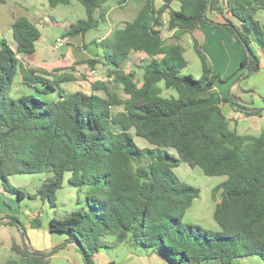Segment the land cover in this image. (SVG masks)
Masks as SVG:
<instances>
[{"label": "trees", "instance_id": "1", "mask_svg": "<svg viewBox=\"0 0 264 264\" xmlns=\"http://www.w3.org/2000/svg\"><path fill=\"white\" fill-rule=\"evenodd\" d=\"M45 1L51 8L70 2ZM76 1L85 18L68 26L63 38L83 37L106 22L109 0ZM127 1L115 0L120 8ZM173 2L178 10L171 8ZM260 11L264 0H145L132 21L97 43L101 54L84 61L90 70L104 67L106 81L91 82L90 94L68 95L60 84L73 76L22 66L21 58L35 53L40 31L28 19L16 18L11 42L0 40V190L18 202L32 199L7 178L43 174L33 199L55 208L68 173L69 185L84 199L77 198L80 210L50 218L49 233L63 241L48 251L32 249L17 216H0V226L15 227L21 236V244L11 241L14 258L2 264H51L52 255L71 248L83 264H94L100 249L118 246L148 253L163 264H239L253 257L264 262V130L258 136L239 134L222 109L229 104L248 118L261 117L264 108L246 107L234 93L224 97L214 88L237 73L234 83L260 71ZM164 16L172 32L168 40L159 30ZM202 24L235 36L243 59L231 76L213 73L192 36ZM185 35H191L200 61L199 79L181 73L188 66ZM138 52L148 58L138 67L139 78L124 69ZM17 72L34 94L10 96ZM48 92L56 97H40ZM133 137L148 147L140 148ZM182 163L207 177H226L212 193L218 232L183 222L199 190L174 175Z\"/></svg>", "mask_w": 264, "mask_h": 264}, {"label": "rangeland", "instance_id": "2", "mask_svg": "<svg viewBox=\"0 0 264 264\" xmlns=\"http://www.w3.org/2000/svg\"><path fill=\"white\" fill-rule=\"evenodd\" d=\"M133 3L130 5L127 10L123 9H115L113 3H108V12L110 18L115 16H121L125 14H129L134 9L135 0H131ZM14 0H7L6 5H0V9L2 12H6L11 6H13ZM81 6V5H80ZM114 7V8H113ZM82 10L84 8L81 6ZM108 16V15H107ZM106 16L107 20L108 17ZM4 17V15L0 14V19ZM257 19H259L262 23H264V12H258ZM106 20V21H107ZM165 21V19L163 20ZM204 25V24H202ZM108 23L101 24L97 30H92L88 33L87 39H91L92 37H100L103 38V33L108 28ZM172 32L163 30V37L168 40L171 37ZM199 39H201L200 43L208 42L209 47L211 49V55L217 61L218 64H222V68L218 70V73L221 76L229 77L234 72L239 70V63H236V57L233 50H236V45L231 44L229 40V36L231 35L228 31L223 28H215L209 25H204L203 29L199 32H196ZM229 35V36H228ZM228 36V37H227ZM191 35H185L182 38V44L186 48L185 58L188 61V66L184 68L181 73L184 75H191L196 79H199L201 76V65L198 57L193 52L192 46L190 44ZM75 40H80L75 39ZM170 41V40H169ZM91 45V44H89ZM233 45V47H232ZM239 48V47H238ZM241 49V48H240ZM73 53L76 57L80 58H93L101 54L100 49L95 45L88 47L86 50H74ZM144 64V60L139 57H132L130 61H128L124 69L127 72H135L136 77H140L141 70L138 67H141ZM99 72L97 76L103 77V82L106 81L107 75L105 70L101 67L97 69ZM82 72V71H80ZM78 73V78L81 82H88L89 84L93 81L82 75V73ZM241 72V71H240ZM239 72V73H240ZM238 78V73L232 79L235 80ZM87 83V85H88ZM240 87L243 89L252 88V99L254 100V106L259 109L264 108V69H261L258 73L250 76L247 79H243L239 81ZM234 84V81L228 84V89ZM86 85V86H87ZM110 87V86H109ZM113 87V86H112ZM114 88V87H113ZM223 90L226 86L222 87ZM75 92V91H74ZM97 95L104 96L103 92H96ZM169 94V93H165ZM11 96V95H10ZM12 97V96H11ZM249 97L243 98L244 101L249 100ZM257 119H247L243 118V120L239 123L237 131L238 133H245L246 129L250 127L253 122H256ZM258 121V120H257ZM259 126H264V119L260 120ZM255 133V132H250ZM140 148H147V143L141 139L133 137ZM144 144V145H142ZM174 175L183 183L194 187L199 190V197L193 202L190 209L187 210L184 220V223H192L201 229L208 232H218L219 229L216 227V224L213 220L212 214L214 210L215 202L212 198L213 189L216 188L220 183L226 180V177H207L202 174L200 169L198 168H190L187 164L182 163L178 168L173 170ZM45 175L43 174H33V175H15L7 178V181L10 186L14 188H18L24 193L31 196L32 199L25 198L23 200L17 201L12 195L7 193H3L0 190V216L2 215H14L17 216L22 223H24L27 227V233L29 234L30 245L32 248L48 251L52 247L58 245L61 242H57L56 238L50 239L47 238L45 228H47L49 220L51 217H63L74 211L80 210L82 208V204H77V198L79 197L82 202L84 199L83 192L78 193V190L68 183L69 174L66 173L64 175L62 188L56 193V207L52 208L47 202L41 201L39 198H34L36 190L41 185L44 180ZM216 198H219V193L215 195ZM28 204L29 208L40 214V221L42 223V227L38 230L34 225H37L36 220L32 218H23L17 214L18 212L25 213L24 206L26 207ZM4 212V213H3ZM33 221L31 223L30 221ZM29 224V225H28ZM40 226V225H39ZM0 228V264L4 263L7 259L14 258V254L10 251V244L13 240L8 231H1ZM17 234V239L21 243V236L18 231H15ZM15 239V238H14ZM59 239V238H58ZM14 241V240H13ZM256 260L257 264H264L259 258ZM155 257L153 255L149 256L148 253L134 251L131 248L126 246L119 247H109L102 248L94 258V264H156ZM51 264H83L80 255L74 249H64L52 256L50 259ZM254 261H248L246 264H256ZM239 264H243L240 261Z\"/></svg>", "mask_w": 264, "mask_h": 264}, {"label": "crops", "instance_id": "3", "mask_svg": "<svg viewBox=\"0 0 264 264\" xmlns=\"http://www.w3.org/2000/svg\"><path fill=\"white\" fill-rule=\"evenodd\" d=\"M144 1L145 0H135L136 4L134 5V9L129 14L115 16L113 18H110L111 14H109L110 12L109 10V12L107 13L108 16L106 15L108 17V20L106 18L107 20L106 22L108 23L109 26L107 30H105V33H103V36L105 37L103 38L92 37L91 39L88 40L87 35L90 31L87 32L83 37H80V36L73 37V38H63L62 37L63 33L65 32L68 26L76 23L78 20H82L85 18V10L84 11L82 10L81 8L82 5L78 1L70 0V2L66 5H58L55 8H51L45 0H14L13 6H11V8L6 10V12H2L3 10L0 9V14L4 15V17L0 19V40H6L7 42H11V26L14 20L20 17H24L28 19L31 23H34L39 28L40 37L36 43L35 53L32 56L21 58L22 66L24 68H34L37 70H42V71H45L46 73H53L55 71L61 70L63 73L73 76V79H74L73 81L60 84L61 88L66 91L65 92L66 95L74 91L75 92L80 91L85 94H90L91 93L90 84L88 82H81L78 78V73L82 71L80 73H82L85 79L88 78L91 81H96V80L103 81V77L97 76L96 72H99L97 70L98 67H101L102 71L103 69L105 70V68L98 64L95 66L94 70H90L89 67L84 63V61L87 59H91V58L76 57L73 53V49L74 50H86L88 47L92 46V44L95 45L97 48H99L97 45L98 42L106 38L115 28H121L124 25V23L130 22L136 17L139 10L143 6ZM6 2L7 0H2L0 2V5L5 6ZM110 2L113 3V6L115 7V9L116 8L123 9V11L127 10V8H129L130 5L133 4L131 0H128L126 5L120 8V7H117L115 0H109L106 6H108V3ZM160 5H161V1H157V6H160ZM170 6L173 10L179 9L178 2H173ZM164 19L165 20L168 19L167 16H164ZM203 26L204 25H200L199 29L196 30L192 36L199 42L201 49L208 57L212 65V68H213V73L218 74L221 78H224L226 76H221L218 73V70L222 68V64H218L217 61L211 55L212 51L209 47V43L208 42L200 43L201 39H199V37L196 34L197 31L200 32L203 29ZM57 38H63L65 42L59 46H56L55 48V42ZM79 38L80 40H75ZM228 38L231 44L236 45L237 49L233 50V52L236 57L235 59L236 63L240 62L243 59V51L242 49H240L241 47L237 44L236 38L234 35L231 34ZM190 44H191V39H190ZM134 56L143 59L144 62L148 60V58L144 54L138 52V53L131 55L129 61ZM96 57L97 56L93 58H96ZM261 69H264V53L260 55V70ZM45 78H47L48 80H52L51 77L49 76H45ZM232 81H235V80L232 79L225 83L217 82L215 83L214 88L221 94V96L226 97L229 93H234L235 95L240 97L242 105L249 107V108H256V107H253L254 100L252 99V95H253L252 88L249 87V89H243L240 87V83L236 82L231 86V88L228 89V84L231 83ZM223 86H226L224 90L222 88ZM36 87L42 89L40 84H37ZM28 94H34V90L27 86L22 85L21 75L19 72H17V74L15 75L13 79V83L10 89V95L13 98H18L20 96L28 95ZM40 97L46 100H50V99L55 98L56 95L54 92H48L46 96H40ZM246 97H249L250 99L244 101L243 98H246ZM222 109H223V113L225 114V116L231 122L230 127L237 131L239 123L243 120V118H246V117H244L242 114L238 112H235L230 107L229 104H225ZM256 109H259V108H256ZM247 119H257L258 121L256 120V122H253V124L250 127H248L245 133H242V135L248 134V135L258 136L261 133V131L264 130V126L261 127L259 126V123H258L260 120L264 119V112L262 113L261 117H248ZM250 132H255V133H250ZM24 209H25V213L18 212L17 214H19V216H22L23 218H26V219L32 218L33 220H36V222L34 223H36L37 225H34L35 228L33 229H36V230L40 229L42 227V223L39 219L40 214L32 211L29 208L28 204L26 207L24 206ZM30 222L33 223L32 220ZM24 223H26L25 220H24ZM24 223L21 222V224L27 230V227ZM0 228L2 229L1 231H8V233H10L11 236L13 237V240L16 243L21 244L17 239V234H15L16 233L15 231H17L15 227L0 226ZM45 232H46L47 238H50V239L56 238L57 242L63 241L62 236L49 233V223H48L47 228H45ZM10 247H11V244H10ZM32 249L38 250L35 248H32ZM38 251H43V250H38ZM52 256L50 257V259L52 258ZM248 261H254L255 263L258 262L256 258L253 257V258L243 260L242 263L246 264ZM155 263L163 264L158 259H155Z\"/></svg>", "mask_w": 264, "mask_h": 264}, {"label": "built area", "instance_id": "4", "mask_svg": "<svg viewBox=\"0 0 264 264\" xmlns=\"http://www.w3.org/2000/svg\"><path fill=\"white\" fill-rule=\"evenodd\" d=\"M161 4H162V2H161ZM159 30L162 32V37H163V30L164 31L167 30V19L165 21H163L162 26L159 27ZM163 39H165V38L163 37ZM64 42H65V40L63 38H57V40L55 42V48H56V46H59V45L63 44ZM109 80H112V78Z\"/></svg>", "mask_w": 264, "mask_h": 264}]
</instances>
